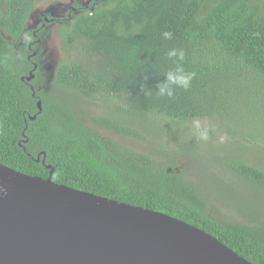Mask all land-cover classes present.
Here are the masks:
<instances>
[{"label":"trees","instance_id":"obj_1","mask_svg":"<svg viewBox=\"0 0 264 264\" xmlns=\"http://www.w3.org/2000/svg\"><path fill=\"white\" fill-rule=\"evenodd\" d=\"M38 2L0 0V163L41 178L50 166L55 183L176 218L264 264V221L239 211L261 204L254 214L264 216V197L250 204L229 192L241 183L264 194L255 147H264V0L74 1L73 11L44 15L50 22L30 30ZM52 30L63 58L50 76L42 53ZM172 49L184 51L182 66L195 76L160 97L157 85L177 67ZM194 119L216 126L207 143L180 126ZM145 144L163 152L155 157ZM209 155L216 196L198 185ZM218 200L241 220L228 219Z\"/></svg>","mask_w":264,"mask_h":264},{"label":"water","instance_id":"obj_2","mask_svg":"<svg viewBox=\"0 0 264 264\" xmlns=\"http://www.w3.org/2000/svg\"><path fill=\"white\" fill-rule=\"evenodd\" d=\"M48 168L41 178L0 163V264H251L181 220L55 183Z\"/></svg>","mask_w":264,"mask_h":264},{"label":"rangeland","instance_id":"obj_3","mask_svg":"<svg viewBox=\"0 0 264 264\" xmlns=\"http://www.w3.org/2000/svg\"><path fill=\"white\" fill-rule=\"evenodd\" d=\"M74 1H78L79 3L84 4L87 0H39V2L35 5L34 11L29 19L28 22V29L30 30H34L37 29L38 25L41 22V16L44 15H49L51 17V19H59L62 18L64 16V13L66 11V9L68 8L69 5H72ZM49 10V11H48ZM48 19V18H47ZM50 28L49 26H46V29ZM42 57H43V65L42 68L45 69V72L49 75L53 74V70L55 68V64L57 65L59 63V61L63 58L62 55V50L60 47V42L58 39V36L56 35V33L52 30V32L49 35V38L46 40L45 42V47L42 53ZM232 101V97L229 100V104ZM239 114L244 115L246 113L244 108H241L237 111ZM191 123H186V124H181L180 126L183 127L185 125H189L191 126ZM161 127V126H160ZM167 136H169V134H167ZM223 137H225L224 140L229 139V137L227 135H222ZM124 144H127L126 141H122ZM134 144H131V142L129 143V145H132L134 147L138 146L136 142H133ZM159 143V141H158ZM141 144V143H139ZM148 148L149 151H151V153H153V155H155V157H159L160 154L163 152V149L161 147H159L156 144H145ZM166 144L162 143V146L165 147ZM255 145V143L253 144ZM256 149L258 148L260 151L261 155H264V147L262 148V146H255ZM205 146L203 145L201 147L202 151L205 150ZM171 149H173V147H171ZM170 150H168L166 152L170 153ZM241 152V149L239 150ZM200 163H195L194 168L191 170H197L199 167ZM215 167L214 164L212 163V156L209 155L207 156L206 159V165H201L199 167V171L201 172L200 175L201 179L203 178V182L199 183V187L202 191L207 192V193H214L215 196L218 195V191L220 190V186L218 185V182L210 180L211 175L210 173L212 171H214ZM191 176H193V179H199L200 177L196 174L193 173L191 174ZM233 187L231 186V188H229V192L230 193H234L235 194V199H239L237 196H245L248 198V200L251 203H254L255 201H258L261 198V201H263L264 194L261 193L260 191H253L252 189H247L244 185H242L241 183L237 184L236 191L239 193H236L234 191H232ZM241 194V195H240ZM231 197V196H230ZM241 198H243L241 196ZM244 199V198H243ZM215 204L219 207V211L223 212L224 214H226V217L230 220L236 219V220H241L240 217L237 216L236 211L231 208L228 207V205H224L222 206L223 202L221 200H218L215 202ZM261 204L257 205L254 208H247V209H240L239 211H241L244 215L243 216H247V215H251L252 217H256L259 221L261 220L262 222L264 221V216L261 215H256L254 214V209H256L257 207H259ZM259 212H261L264 215V209L260 207ZM261 216V217H260Z\"/></svg>","mask_w":264,"mask_h":264},{"label":"clouds","instance_id":"obj_4","mask_svg":"<svg viewBox=\"0 0 264 264\" xmlns=\"http://www.w3.org/2000/svg\"><path fill=\"white\" fill-rule=\"evenodd\" d=\"M163 36L165 39H170L172 34L170 32H164ZM33 37L30 33H25L23 40L26 43H30ZM169 59L175 58L174 63L177 65L175 71L169 70L165 77L164 82L157 85L158 91L156 94L160 97H173L174 88L179 87L183 89H188L190 87L191 81L193 80L195 73L186 72L182 66V61L184 60L185 54L183 50L177 52L176 49H172L167 53ZM191 129L193 130L195 136L199 141L207 143L210 139V133L216 131V126L209 122L208 120L194 119L191 123ZM225 137L220 136L219 143L224 142Z\"/></svg>","mask_w":264,"mask_h":264},{"label":"flooded vegetation","instance_id":"obj_5","mask_svg":"<svg viewBox=\"0 0 264 264\" xmlns=\"http://www.w3.org/2000/svg\"><path fill=\"white\" fill-rule=\"evenodd\" d=\"M91 0H87L84 4H82L83 6H85V7H87L88 6V4H89V2H90ZM71 5H69L68 6V8L66 9V11H65V13H64V15L66 14V13H68V11H69V9H71L72 11H73V9L70 7ZM71 11V12H72ZM74 12H76L75 10H74ZM31 17V16H30ZM42 18H41V22H40V24L42 23V22H50V20L49 19H47L45 16H41ZM40 24H39V26H40ZM58 26V25H57ZM49 29V28H48ZM35 55H36V52L34 53ZM33 54V55H34ZM34 68H36V65L34 66ZM35 79H34V77L32 78V79H30V80H27V78H26V83L28 82H30V81H34ZM31 90H33V88L31 87ZM33 95L35 96V93H33Z\"/></svg>","mask_w":264,"mask_h":264}]
</instances>
